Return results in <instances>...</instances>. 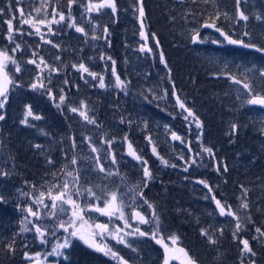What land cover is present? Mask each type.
I'll use <instances>...</instances> for the list:
<instances>
[{
  "label": "bare ground",
  "instance_id": "6f19581e",
  "mask_svg": "<svg viewBox=\"0 0 264 264\" xmlns=\"http://www.w3.org/2000/svg\"><path fill=\"white\" fill-rule=\"evenodd\" d=\"M1 1L3 5V9L5 10L4 17H6L7 19L9 18L12 19V14L17 13L16 9L20 6L18 5L17 0H1ZM20 1H23V0H20ZM79 2L80 3L78 4L74 3L73 4L74 6L72 7V9L74 7H80L79 5L83 4V0H79ZM146 2H147L146 0H143V7L146 4ZM56 3H58V8L53 6L54 8H52V13H53V10L56 9L57 12L63 11L65 14V17H67L68 16L67 0H56ZM116 3H117V7L120 13H119V16L118 14L115 17H113L112 15V19L117 20L118 18H120L119 21H117V23H120V21H122L121 12L128 13L127 10L128 8H130V4H129V0H121V1L116 0ZM13 4H15L16 6ZM25 5H26V2L24 1L22 6H25ZM257 6H258L257 8L259 9L260 13H258V9H255V12H253L254 10L251 12L248 11L247 14H245L248 16V20L241 21L240 25L237 27L236 30H238L239 32H242L244 30L243 28L245 25H249V24L253 25L254 20L256 21L261 20L262 15L264 14V2L260 0ZM181 12H183V10ZM171 13L172 11L170 12L166 11L164 15L167 18L171 15ZM124 16H129V15H124ZM208 17L209 16L205 13H199V21L196 26L186 25V28H185L186 32L191 34V36H193L196 31H199L200 41L196 43V52L201 51L203 53L204 51L203 45H206L209 50L218 51L222 49V44H223L222 41L227 42L224 36L221 35L222 31L218 32L216 31V28H213V27H203V25L205 24H210ZM106 22L107 21H105V23ZM108 23H115V22L111 21ZM136 28H137L138 34H140L142 29L140 28L139 25L136 26ZM259 28L261 29V32L264 36V16L260 22ZM53 29H54L53 33H55L54 34L55 37L57 35L59 37L61 36L62 42L69 41L68 48H69L70 53L68 55V58L65 59L61 57L60 60L65 66L69 65L70 67H72L73 58L74 56L79 54L78 51H82V53L84 54L85 44L81 42L74 44L73 37H70L71 30L67 28L65 25H62L60 27H55ZM22 31L24 33L23 35H20L18 33H16V35L13 34L14 42L12 43V45L14 46L16 44L20 45L21 51L23 52H20L18 55L22 57L25 55L32 56L33 52L42 51L40 50V48H43V47L46 48L49 45H50L49 47L52 48L55 45L54 44L55 40L54 38H52L53 34L50 37L51 39H49L52 41V43L51 44L46 43L44 46L41 44L40 36H38L37 39H33L31 38L32 35L30 36L27 34L28 32H32L30 31L29 28H26V30L23 29ZM68 31H70L69 34H68ZM7 35L8 33L5 34V36ZM110 35L108 37L109 39L115 36L112 34ZM146 36H147V40H145L140 35V39L136 43L137 48L135 49V52L138 54L137 56H135L136 62L142 58L141 56L143 53L142 51H140L141 45H145L146 47L147 46L154 47L155 53H154L153 61L155 64H157L154 66L156 70L161 69L163 72L162 74L163 78L161 74L157 73V79L159 80V82H160V79H162V81H165L167 79L168 81L166 82V84L171 85L172 79L165 78L163 67H161L164 65L160 61V50L158 51V49H162L163 45L161 46L160 44L156 43L157 38L153 35V33L150 34L151 38L148 36V34H146ZM128 40L130 39L128 38ZM131 42L132 41H130V43L126 44L125 46H122L119 44L117 47H113L111 45L109 46L108 42L106 43L104 39H101L98 42V44L104 43V45L108 47L111 52L115 51V53L112 55V59L115 60L116 62L115 71L116 73H119V72L121 73L122 69H120L119 66H121V68L123 67L124 74L123 75L119 74V76L121 78H126L127 89H126V93L122 92L120 89L114 86V83H111L109 84V88H105L103 90L97 89L96 90L97 93H95L94 92L95 87L93 86V83H92L93 95H92L91 101H89L88 103L91 106L90 118L95 117L96 122H97L95 125H93L92 128L93 130L101 129V130H108L110 132L108 136L103 137L101 140H99V142L93 145L94 146L97 145V147H99L97 150L101 148L103 150H106V152L111 151L115 153V151H113V149H116L114 146L118 142H120V140L122 141L125 135H127L128 141H131L132 144L134 142L141 143V145H135V147L136 149L142 150L141 156L148 162V167L150 171L152 172V179L148 181L149 184L147 185V187H143L141 185L137 187L136 190H138V192L141 190L143 191V198L148 201V204L153 205L155 210L162 208V211H161L162 217H163L162 222L167 224V221H168L167 231L159 229V233L163 235L164 238L165 236L166 237L169 236V234L167 233L168 231L170 233L175 232L176 234L179 235L180 239L182 237H186L187 239H190V240L193 239L192 237L195 236V234H197V236L202 235L201 230H207L209 233H213V230H214L213 225H215V221L211 213H214L215 211L213 210L214 205L212 203L213 199H211V196L215 195L216 199H219L221 203L224 205H228V203H238V199L240 198L245 199V197L243 196L244 189H247L246 200L249 204V207L246 210L249 212L248 216H250V213L251 215H253L254 213L253 221L256 223V225L253 230L256 231V228L264 229V199H263L264 169L255 171L254 173H252L253 175H251L250 177L248 175L245 176L246 172L248 171L240 172L239 176L235 177V172L237 171V169L232 170L228 168L227 172H230V174L227 176V178L231 177L232 182L229 184L230 186L227 189L225 182H227L228 179L218 178L217 174L216 175L214 174L216 172L215 169L209 167L207 168L206 175H209L210 177H214L215 181L217 180L216 186L211 187L212 188L211 193L208 191L207 188L201 189L199 188V186L195 184L191 185L189 182L184 184L181 181V177H182L181 174L179 177H175V181H172L173 172L175 170H178L177 172L181 173L182 165L178 166V164H175L176 167H171V166L165 167L163 165V167L158 169V171L154 170L158 166L157 164H155L154 162L155 160H153L154 156L151 154V149H150V146L154 143H149V141L147 142L146 141H136L135 140L136 137L135 136L132 137L130 135V127L128 126L129 125L128 121L129 120L131 121V118L129 115H127L128 114L127 111L132 109V106L134 107H137V106L131 103V100H129V104L126 105V108L123 105H120L124 101V93H125V95H129L131 99L135 96L140 101V103L142 104L145 103V105L149 107L147 111H151V110L153 111V109H155L157 105L160 103L158 102L159 99L162 98L160 97L158 99L153 100L150 96L146 94L145 91L140 90V91L133 92L130 90L131 84H135L136 81L132 80L129 76H126L125 72L127 73V71L125 67H126V64L130 62V60H132V58L134 57L129 58L128 54L124 51L130 46L133 47L131 45L132 44ZM149 44H152V45H149ZM227 45L229 46V44ZM234 45L235 47L232 46V49L226 48L224 53H226L228 57L232 59V62L240 59L241 62L237 61L235 62V64L241 69L234 70L232 67L231 69H225L223 67L224 65H218L216 63L217 67L212 70L211 76L207 77V79L204 80L206 84L203 87H201L200 90L197 88L191 89L193 92L190 89L188 90L191 92L190 98H189L190 104L197 102V100H201L205 98V96H208V94L211 96H214V95L219 96V97L223 96V98L228 97L232 100H234L235 97L239 99L238 95L241 94V91L243 90L242 85H237L233 83L231 79L228 78L229 75L235 76L237 79H240L241 81L248 83L250 87L254 86L255 88H258V83L261 80L260 73L262 71L264 72V51H257V53L251 52L250 55L247 54L244 57H241V56H238V53H236L237 45L236 44ZM240 48H241L240 50H243L242 48L244 47L240 45ZM258 48H264V42L259 43ZM75 50H76V53L73 56L72 53L73 51L75 52ZM42 52L45 55H50L51 53V51L49 52L47 50L42 51ZM253 57H255V59L248 62V60L252 59ZM82 62L90 69V71L92 72L94 71L92 69L93 68L92 65L88 64L85 59ZM110 70L112 71V64H110V66L108 67V70L102 69L104 73L103 77L105 80L108 78H114ZM84 75L85 76L83 79L77 78L76 76L74 77V79H72L71 77H68L66 79L65 77L66 75L64 73V79L62 81L63 83L62 88L64 89V93L66 94L67 99H66L65 105L61 106V108H57L54 101L49 96L46 97L47 104L39 106L41 108V113L39 115L41 119H37L38 121H34V123L36 125L38 124L41 125L42 123H44L46 125V129L44 130V133L39 135L37 133L32 134V132H29V131H27V133L20 131V138L17 139V136L13 135V131L11 130V128H4L3 126L1 127V132H3V134L0 137V171L8 173V175L0 176V188L2 189V190L0 189V195L6 199L8 198V196L9 197L11 196V198L15 200L11 202V204L13 205H16V203L19 202L18 203V205L20 206V207L18 206L19 211H20L19 218L14 219L15 221L12 220L13 222H17V221L22 222L24 217L27 215V213L22 210L24 209V206H25L24 204L26 203V200L24 196L21 195V191L33 193L34 189L30 188L29 187L30 185H35L38 191H40V189L42 188L48 189L49 184L51 183L54 184L55 181L58 180L59 178L66 177L67 176L66 173L68 171H72L73 175L77 176V174L81 172L79 171L81 166L84 168L83 170L85 174L86 163H85V160L83 159L84 157L82 156V152L84 149L78 145L75 147V149H73L72 147H69V142L70 141L72 142V138H74L75 134L82 129L81 127L86 124V121H84L83 118H81L78 114H74L68 111V106L80 107V102H77V101L70 105V103L74 101V91L77 90V86L81 87L83 86L84 82L93 81L92 78L89 77L87 74H84ZM99 75L100 74L98 73V76ZM158 75L160 76V78ZM65 80H67V84L64 83ZM32 83H33L32 81L28 83L29 86L26 90H24L22 85H20L19 83H16V82L12 83V88L7 93V99L9 98L12 92L18 91L21 93V96H22L19 99L21 100L19 104H24V103L35 104L33 99L30 97V95L32 94L36 98H40V97L45 96L44 95L45 92L43 91L42 93H40L41 90L43 89H39V88L36 90H33L30 87ZM70 87L72 88L71 91H69ZM66 91L71 93L72 96L68 97V94ZM54 94L58 99L59 96L57 94L59 93L54 92ZM166 94H167L166 96H170L168 97L169 99L174 98L172 91L169 90L166 92ZM258 94L263 95L261 93H258ZM145 97H147V99H145ZM102 101L105 102L106 106L100 105L99 109L97 110L96 104ZM190 104H187V107L190 108L191 107ZM236 104L237 105L235 107V110L237 111L228 112V114L232 116H235L237 114L238 118L244 121L246 127L252 126L255 124L258 125L260 123L261 126L264 128V108L263 107L255 106V105L254 106L248 105L247 103L241 104L240 102ZM241 106L243 108L245 107L244 111L242 110L243 108ZM53 110H56L57 114L54 117L53 116L49 117L50 118L49 124H47V119L43 116V114L49 111H53ZM121 112L127 115L124 118L125 120L124 123L120 122L122 118V116L120 115ZM1 114H3L4 117H6L7 115L4 113H1ZM98 115L104 116L105 119L97 120ZM11 119L12 117L10 116L9 120ZM13 120H14L13 122L17 121L15 119ZM67 120H69V122H72L69 124L70 126H72V129L69 131L65 129L66 128L65 121ZM4 121H6L5 118L4 120H1V122L3 123ZM228 122L229 123L224 128L225 131L223 132L225 139L229 138L232 135L233 133L232 125L233 124L237 125L235 118H231ZM153 133H154V130L152 129V133L150 135L148 134L151 137L152 141L154 138H156V137H153ZM244 133L246 136H248L249 135L248 133L250 132L246 133L245 131ZM24 134H27V135H24ZM54 137H58L59 142H57V148H60L58 152H55V156L59 159H65L66 158L65 154H66L67 158L65 160V163L67 164L65 167L56 168L57 165L54 167H51L52 171H48L49 172L48 173L45 168V164L42 163V161L40 160V157L43 155L44 156L50 155V154H46L47 150H50L49 148L54 149L55 146L51 144L52 141H48V140H51ZM111 138H115L116 142L112 143L111 149H109L106 141ZM15 139H16V142H15ZM171 143H174V142L171 141ZM35 145H40L41 147L36 148ZM73 156H75L76 161H77V164L75 166L71 164V159L73 158ZM104 157L106 158V156ZM164 159L168 160L165 156H164ZM168 161H169V164L172 165L170 160ZM96 165H97L96 161H94L89 167H87L88 169L90 167L95 168L94 173L91 171H86L87 174L90 173L96 177L97 175L95 174L97 171ZM238 167H241V166H238ZM238 167H235V168H238ZM241 168L245 170L244 167H241ZM220 169H221V173H227L224 171L223 167H220ZM136 170L142 172L140 167H137ZM45 173H48V174L45 175ZM190 175L192 176L193 181L194 179L198 180L197 171L192 172V170H190ZM40 180H43V181L40 182ZM83 180L84 179H82L81 177V183L83 182ZM140 182L144 184V180ZM194 182L196 183V181ZM53 184H51L50 187ZM171 184L172 186L174 185V187L169 188ZM175 185H180L181 187L186 189L185 191H183L182 197L177 195V192L174 191L176 189ZM133 189L135 188L133 187ZM168 199L170 200L172 199L178 205L171 206V207L162 205V203L163 202L165 203V201ZM148 204L138 206L137 210L141 211L143 215L151 219V217L149 216L151 213L147 211L148 209L151 210L148 207ZM37 208L39 207L37 206ZM37 208L36 209L33 208V210L35 211L37 210ZM144 208H148V209H144ZM39 210L43 212L41 208H39ZM4 211H6L5 207L3 205H0V215L1 213H4ZM86 214H87L86 219H89V212ZM29 219H34V218L29 217ZM36 222L39 223L38 221ZM131 222L133 223L134 226H137L136 222L134 221H131ZM218 223L220 224V219ZM114 224H117V222H114ZM251 224H252V216H250V224L248 226L241 227V229H243L241 233L245 234L247 232H250L251 231L250 227H252L253 225ZM220 225L226 231L222 232V234L219 233L216 239H218V244L220 246L227 247L229 246V243L231 244L232 239L228 240L229 242L228 243L227 239L224 240L223 237H221V235L226 233V236L230 237L228 233H231V230H235V227L233 228L231 225L227 226L224 224H220ZM111 226L112 225L110 224V227ZM138 226L140 228L145 229L146 226H152V224L150 223L148 225H138ZM32 227L33 226L30 224L29 228H32ZM28 232H34V231H28ZM146 238H149V237H141V239L143 240H145ZM165 242L169 244L170 248H174L175 246H178L180 248H183L184 250H187L191 259L195 261L196 263L200 264L199 261L194 259L191 251L185 245H182L177 242L176 245L173 246L166 238H165ZM104 243H106L109 247H111L113 251L116 250L115 243L113 242L111 238H108L107 240H105ZM150 245H151L150 249L153 251H158L161 254L162 256L161 258L163 260L164 251H162V249H160L155 244V241L152 239L150 240ZM116 252L118 251L116 250ZM118 253L120 256H123V253L121 251H119ZM107 259L110 261L111 264H118V262L113 260L110 256H108ZM124 259L126 258L124 257ZM126 260L130 264H138L136 262L132 263L129 259H126ZM139 264H142V263H139ZM174 264H178V263L174 262Z\"/></svg>",
  "mask_w": 264,
  "mask_h": 264
},
{
  "label": "rangeland",
  "instance_id": "374dc122",
  "mask_svg": "<svg viewBox=\"0 0 264 264\" xmlns=\"http://www.w3.org/2000/svg\"><path fill=\"white\" fill-rule=\"evenodd\" d=\"M26 2L25 6L23 5V2ZM248 3H245L246 5H251L252 9L250 10L255 12V9H258L257 7V3L256 1L252 2V0H247ZM93 3H98L100 2V0H92ZM80 3L79 0H76V4ZM83 4H86V0H83ZM129 4H130V8H128V13L126 12H121V18L122 21H120V23H122L121 26L118 27V30H116L113 35H115L114 37L118 36V34L123 35V37L125 38H129L130 41H132L131 45L133 47H128L124 52H126L128 54V57H134L132 58V60H130V62H128L126 64V76H129L132 80L136 81L135 84H131V91L136 92V91H145L146 94L148 96H150L153 100L155 99H159L158 102L165 104L169 101L170 96H166L167 94H165V92L162 90L161 88V83L159 82V80L157 79V73L161 74L162 78H163V72L161 69L156 70L154 64H146L147 61L151 62V60L153 61L154 58V53H155V48L152 46H147V48H151L152 51L148 52L147 50L143 51L142 53V58L139 59L136 62V57L138 54L135 52V49L137 48L136 43L139 41L140 39V34H138L137 32V28L135 26L134 21H139V14L136 11L135 8V0H129ZM19 8H22L24 11V18H31L33 20L34 23H36L37 27L41 28V33L44 34L45 36V40H49L51 39L50 37L52 36V33L48 32V28L45 25H40L38 23V21L40 19H45L46 24L48 21H50L52 19V8H54L53 6L58 8V3H56V0H23L20 1L18 3ZM74 5H72L73 7ZM0 8H3L2 5V1L0 0ZM118 8V7H117ZM37 9H39V11L37 12ZM56 10V9H55ZM72 16L75 17L76 20V24L78 26H81L85 29V32L88 33L87 36L81 34V33H77L74 31V29H70L71 30V34L70 37H73V42L74 44L77 43H83L85 44L84 46V54L82 53V51H78V55L74 56V54L76 53L73 51V65L76 64L78 65L80 62H82L84 59L86 60V62L90 65H92V69L94 70L93 72H96L97 74L99 73L100 75H103V71L102 69H106L108 70V67L111 64V61H108L106 59V57L111 56L115 53V51L111 52L110 49L108 47H106L104 45V43L102 44H98V42L101 39H91L90 37L92 35H96V36H101L102 35V29L104 28L105 25V21L107 22H115L117 23V21H119L120 18H118L117 20L112 19V15L110 14V10L108 9H104L101 11V13L98 15L95 12L92 13H88L85 12L84 9L82 7H74L72 10ZM29 13H31V17H29ZM119 9L118 12L115 14V16L118 14L119 16ZM258 13H260L259 9H258ZM247 14V13H246ZM5 15V11L3 15H0L1 19L4 18ZM124 15H129V16H124ZM68 17V16H67ZM66 17V20L64 22H61V24L57 25V24H52L51 28H52V32H53V28L55 27H60L62 25H66L68 23V19ZM89 18H91L92 22L95 23L97 25L95 32H93L92 30V24L89 22ZM58 19V16H57ZM20 21H21V17L19 15V13H16V18L13 20V28H19L20 27ZM5 28H7V24L5 21ZM26 28H29L30 31H32L34 34L31 36V38L33 39H37L38 36H40L39 34H35V30L33 28H31L28 24H24L22 30H26ZM8 29V28H7ZM70 33V31H68V34ZM14 35H16V32H13ZM111 34V31L108 30V37ZM0 37L2 38V40H6V46L3 47V49H0V51H7L8 54L10 56H12L15 61L16 64L19 66V72H16L14 70L15 66L11 63L8 62L7 64V69H8V73L12 76V78L15 80L16 83H19L20 85H22V87L24 88V90H26L28 88V83L29 81L32 82H36V77L38 76L40 69L36 67V65L27 63L28 60L33 59V56H20L18 55L20 52H23L21 50H18L16 52H12V49L15 47L14 45H12V43L14 42H9L6 39L5 36V31L4 29L0 28ZM111 37V35H110ZM52 38H54V44L55 45H59V47L53 46L52 48L48 47H43L40 48V50L42 51H51L50 55H45L42 51H38L37 56L35 57L37 59V63H39V57H43L44 61L46 62L47 66H51L52 68L58 69V72H52L50 79H51V83L49 84L48 82V74H49V69L48 67H46V65H41L40 68H43L44 71V83L46 85V87H50L52 89V92L54 94V92H58L59 94H57L58 96L60 95V89L62 88V81L64 79V72L63 70V66L64 64L61 62L60 60V56L62 53L63 49H67L66 46L68 45L67 42H62V37L60 36H52ZM108 40H111L108 38ZM106 43L107 41L104 40ZM41 44L45 46V42L41 41ZM152 45V44H149ZM204 46V51L203 53L207 54L208 57L211 58V61L209 62L210 64L213 65H224L223 67L225 69H231V67L234 70H239L241 68H239L235 62H241V60H235L234 62H232V59L228 57V55L226 53H224V51L226 50V48L232 49L231 45H227L222 47L221 50L218 51H213V50H209L207 48L206 45ZM75 47V45H74ZM257 53V52H256ZM103 55L105 56L104 60L100 59V56ZM57 57H59V59H57ZM151 58V59H150ZM113 60V59H112ZM152 63V62H151ZM217 63V64H216ZM246 63V62H245ZM234 65V66H233ZM71 73L70 74H66V79L68 77H71L72 79H74V77L76 76L77 78H81V72H78L75 68L71 67ZM110 72L112 73V71L110 70ZM113 74V73H112ZM116 74H124V73H116ZM85 76V75H84ZM121 78V77H120ZM82 79V78H81ZM114 79L115 78H108L105 80V84H106V88H109V84L114 83ZM122 80L126 81V78H121ZM94 81V80H93ZM92 82H84L83 86L78 87L77 86V90L74 91V101H72L70 103V105L72 103L77 102H81L83 101L86 105L87 108L85 109V111H87L89 117H90V111H91V106L89 105V101H91L92 99V95H93V91H92ZM261 81V80H260ZM83 82V81H82ZM252 88L254 89L252 95H256L258 93H260V87L258 86V88H255L254 86H252ZM263 88V87H262ZM101 90L98 86L95 87L94 92H96V90ZM151 89V91H149ZM103 90V89H102ZM45 92V96L40 97V98H36L35 96H33L32 94L30 95V97L33 99L35 104L32 103H24V104H19L21 100H19L22 96L20 92H12L11 95L9 96V98L7 99V103L4 104L3 109H0V114L4 113L7 114L5 117L4 123L1 122L0 120V137L2 136L3 132H1V127L3 126L4 128H11V130L13 131V135L17 136V139L20 138V131L22 132H32V134H42L44 133V130L46 129V125L44 123H42L41 125L38 124L36 125L34 123V121H38L37 119H34L35 116H39L41 113V108L39 107L40 105H44L47 104L46 101V97H48V94L46 93L45 90H41L40 93ZM126 93V92H125ZM124 93V101L120 104L123 105L126 108V105L129 104V100H131V103L135 104L137 107L132 106V109L128 110V114L131 118V121L134 122V126H136L138 129L142 128L143 131L145 132L146 130H149V128H152L154 130L153 133V137H156L153 139L152 143L155 144L156 146V150L157 153L159 154V156L163 157L164 156L170 160L171 164H178V166H181V173L177 172L178 170H175L173 172V179L172 181H175V177H179L180 174L182 175L181 177V181L186 184L187 182H189L191 185L195 184L197 186H199V188L201 189H205V186L202 184L197 183V181L199 180H204L209 186L214 187L217 184V180L215 181L214 177H210L209 175H206V171L207 168H213L216 171L215 165L217 162H220V164H222V160L216 156V153H214V157H210L207 153H202V149L204 147H208L205 145L204 143V138L202 139L200 136V142H197V136H198V132L200 130H198L194 123L192 122L191 119H189L188 121H185L183 118H181L178 122L177 117L171 116V117H165L162 116L157 110L156 108L153 109V111H147V109L149 108L147 105H145V103H140V101L134 96L132 99L129 95H125ZM239 97V102L241 104L246 103V100L249 98L245 91L242 90L241 94L238 95ZM12 102V103H10ZM171 104H173V102L171 101ZM237 105V104H236ZM27 106H31V111L33 113V116H27ZM39 107V108H38ZM242 107V106H241ZM38 108V109H36ZM243 108V107H242ZM238 109V108H237ZM126 112V113H127ZM177 112H181V110L178 108L177 106ZM186 113H184L183 115H185ZM12 117L11 120L10 116ZM182 115V116H183ZM27 118V123H22V121H24ZM82 118V117H81ZM17 120L16 122H13L14 120ZM191 124L192 127L189 129L188 125ZM41 126V127H40ZM93 124H88L86 122V124L84 126H82L81 130L78 131L74 138L76 140V146H80L82 147L84 150L82 152V156L84 157L83 159L85 160L86 163V170H85V179L83 180L82 183H79V187H81V189L85 188V187H90L93 188L94 191L97 192V194H99L100 189H104L105 191H114V190H118V196L119 195H124V211L126 213V215H128L130 217V213L133 207L138 208V206L140 205H144V203L137 199V201L135 203H132L131 201V193L129 192V189H133V187L135 188V192H138V190H136L137 187L139 186H143L144 184H142L140 181H143L144 178L142 176V172L136 170L137 167H140V163L136 160H134L131 156L127 155L128 149H127V143H124V146L119 148V149H113V151H115L116 154V164L113 165L111 164L110 160H108L107 158H105V153L106 150L103 149H99L97 150V152L99 153V157H100V164H103L105 171H111L114 173V175L111 176H106L105 173H101L96 171L95 174L96 177L90 173L87 174L86 171H91V172H95V168L94 167H90L89 169L87 167H89L94 161V156L95 154L92 153L90 151V146L87 142H85L84 138H90L92 145L97 143V139H96V130H93ZM172 131H175L178 135L182 136L185 141H190L191 142V149L192 152L191 154L194 155L196 152H201L202 155L200 157H197V164L194 165L193 167L189 168L188 172H184L183 171V167L184 165V161L179 159V156L181 154H183L184 159L188 160L190 153L187 150L185 145H182L179 141H177V143H171V138H170V133ZM142 132V131H140ZM27 135V134H24ZM48 141H52L51 144L54 145V149L49 148L50 150H47L46 154H50V155H43L40 157V160L45 161V163L47 164L48 167H54L56 166L57 168L59 167H65L67 163H65V160L67 158L66 154H65V159H59L55 156V152H58L60 150V148H57V142L58 141V137H54L51 140ZM16 142V139H15ZM16 144V143H15ZM133 148L136 150V152L141 155L142 154V150L141 149H136L135 145H141L140 142H134L133 144ZM69 147H71V141L69 142ZM97 147V145L95 146ZM99 147H97L96 149H98ZM150 149H152V145L150 146ZM65 150V148H64ZM89 150V151H88ZM151 154L154 156L153 160H155V164H157L158 166L154 169L157 170L160 169L161 167H163V165L159 162L158 158L156 155L153 154L152 150H151ZM48 160H51L52 163H48ZM241 166L246 168V164H243L242 162H238L236 164V167ZM97 168V165H96ZM141 168V167H140ZM190 170H192V172L197 171L198 172V180H195L196 183L193 181L192 176L190 175ZM137 171V172H135ZM48 172V171H47ZM49 173V172H48ZM48 173H45L48 174ZM115 173H119L118 175H116ZM215 175L217 174V177L220 179H225L227 178V176L230 174V172L227 173H221V169L219 172H215ZM190 175V176H189ZM171 176V174H170ZM48 177V176H46ZM73 177H75V175H73ZM73 177H69L70 180V190H72V184H73ZM134 177V179H133ZM45 178V176H44ZM136 178L137 181H136ZM66 179V177H65ZM227 182H225L226 188H229V184L232 182L231 177L227 178ZM43 180H40V182ZM58 180L55 181L54 184H58ZM53 184V183H51ZM49 184V187L50 185ZM53 184V185H54ZM60 184V183H59ZM149 183H147L148 185ZM127 185V187H126ZM174 187V185L172 186V184L169 186V188ZM175 192H177V195L181 196L183 195V191H185L186 189L181 187L180 185H175ZM1 189V188H0ZM2 190V189H1ZM40 191H44L45 192V203L50 204L51 202H49L48 198H47V188H42L40 189ZM201 191V190H200ZM38 190L35 189L33 190V194L34 195H38ZM53 194H55V191L53 192ZM1 196V195H0ZM26 203L24 204L25 206H27L28 204H30L32 201L28 198L25 197ZM74 199H76L77 197L73 196ZM14 199L11 198V196L6 199L4 198L3 201H0V205H3L5 208L9 209L10 203L13 201ZM240 200H242V198L238 199V203H228V205L232 206V210L235 211L237 213V215H239L241 217V227L243 226H248L250 224V219H245L246 216H248L249 212L245 209H242L239 207V204L241 203ZM15 201V200H14ZM84 201H85V197H80L78 202L81 203V206L84 205ZM19 203V202H18ZM18 203H16V205H14V219H18L19 218V205ZM59 204V202H57ZM213 205H214V213H211L213 215L214 221H215V225H213V233H209V235H211L213 237V239H215L217 242L216 244H211L208 242V239L206 236L204 235H200V238L197 236V234H195V236H193L192 240L187 239L186 237H182L181 239L179 238V235L176 234L175 232L170 233L169 231L167 232L169 234V236L171 235H175L177 236L179 239L177 240L178 243L185 245L192 253L193 257L195 260L199 261L200 264H229L231 263V259H234V254L235 256H239L242 257V255L244 253L241 252V249L243 247V245L241 244V240L246 239L245 236H243V233H241L243 231V229H241L238 232L237 237H233V232L235 230H231V233H228L230 235V237L226 236V233H224L223 235H221V237H223L224 240L227 239L228 240L232 239L231 244L229 243V246L227 247H222L218 244V239H216L219 235V233H221L219 231V229H223V227L220 224H224V225H231L233 228L235 227V221L233 220L232 217L230 216H220L219 215V211L218 208L215 205V201H212ZM19 206V207H18ZM24 206V208H25ZM37 206L39 208H41V210H43V212H41V214L43 215V213H45L46 211H48V209H44L43 207L39 206V205H34L33 208L36 209ZM101 206H103V204L101 203ZM227 206V205H225ZM144 209H148V208H144ZM148 212L151 213V210H147ZM156 215L159 217L160 220V226L159 229L161 230H165L167 231V224L162 222L163 221V217H162V208L160 209H156ZM86 213H84V220L88 221V223H81V222H77V227H81L82 229V233L83 234H87L90 231L89 225H94L95 223H107L108 222V218L99 215L98 213H89V219H86ZM3 218V214L1 213ZM0 215V216H1ZM57 215L59 216L60 219H66V215L65 214H61V213H57ZM151 217V214L149 215ZM250 216L251 213H250ZM249 216V217H250ZM105 218V219H104ZM220 219V224L218 223ZM8 218L3 219L2 224H4L5 228H11L12 225H14L15 223L12 221V223L10 221H8ZM41 225H49L51 226V224L53 223V221L51 219H41L40 221H38ZM114 222H117V224H121L122 225V221H118V220H113L112 223L114 224ZM129 222H131V219H129ZM162 223V224H161ZM218 223V224H216ZM133 224V223H132ZM252 225V224H251ZM136 226L133 225V228H135ZM219 228V229H218ZM226 229V228H225ZM142 231L145 232H151L153 230L152 226H146L145 229L141 228ZM131 231V230H129ZM226 230L223 229V232H225ZM60 232H63L62 230ZM241 233V235H240ZM17 234H19L21 236V238H25V237H32V235H34V232H22L18 231ZM168 236V237H169ZM35 237L37 238L36 234ZM33 237V238H35ZM206 240H205V238ZM165 238L167 239V237L165 236ZM31 239V238H29ZM38 240V238H37ZM97 240L99 242V238L97 237ZM125 240L127 241L128 244L131 245V247H125L122 244H117L114 240L113 242L115 243V248L116 250L119 252L121 251L123 253V256L126 259H129L132 263H142V264H162V256L158 251H153L151 250V245H150V236L149 238H146L145 240L141 239V237L138 236H126ZM168 240V239H167ZM248 240V239H247ZM76 241L78 243H83L81 240H79L78 238H76ZM169 241V240H168ZM249 241V240H248ZM39 242V240H38ZM146 242V243H145ZM170 242V241H169ZM40 243V242H39ZM171 243V242H170ZM84 244V243H83ZM85 245V244H84ZM249 245H250V241H249ZM46 246V245H45ZM87 246V245H86ZM88 247V246H87ZM90 248V247H89ZM252 248V247H251ZM92 249V248H90ZM133 249H135V251H133ZM94 250V249H92ZM115 250V251H116ZM50 251V250H49ZM48 252V251H47ZM66 252V250H64V253ZM103 254V253H102ZM247 254V258L246 260H244V264H252L253 259L250 254ZM104 255V254H103ZM229 256V257H228ZM49 263H51L52 260H57V262L60 263L64 260L63 258H59V257H49L48 258ZM47 263V262H46ZM254 264H258L257 262L254 261Z\"/></svg>",
  "mask_w": 264,
  "mask_h": 264
},
{
  "label": "snow or ice",
  "instance_id": "6c2138e0",
  "mask_svg": "<svg viewBox=\"0 0 264 264\" xmlns=\"http://www.w3.org/2000/svg\"><path fill=\"white\" fill-rule=\"evenodd\" d=\"M241 0H235V3L237 6H239ZM247 2V0H245ZM17 3H19V0H17ZM76 3V0H67V8H68V23L65 25L69 29H74L75 32L81 33L85 36L88 35V33L85 32V29L81 26H78L76 24L75 17L71 15L72 5ZM11 6V5H10ZM84 9L85 12L92 13L95 12L98 15L101 13L102 10L108 9L110 10V14L115 17V14L118 12L117 3L116 0H100L98 3H93L92 0H86V4L79 5ZM135 8L136 11L139 14L140 20V27L143 29L144 23H143V17H144V10H143V0H135ZM4 9L0 8V15L4 14ZM39 9H37V12ZM16 12L19 13L21 17L20 21V27L14 29L13 28V20L16 18V13L12 14V19H9L6 21L7 28H8V35L6 36V39L9 42H13V32H16L20 35H23V25L28 24L31 28L35 30V34L40 35L41 41L45 43L51 44V40H45L44 34L41 33V28L36 26V23L33 22L31 18H24V11L22 8H17ZM29 17H31V13L28 14ZM239 20H248V16L244 14V11H239ZM58 16V19H57ZM218 18V17H217ZM66 20L65 14L63 11L57 12L55 9L53 10L52 19L47 22L45 19H40L38 23L40 25H45L48 28V32L52 33L53 35L55 33L52 32L51 25L52 24H61V22H64ZM89 22L92 24V30L95 32L97 25L92 22L91 18H89ZM203 27H215L214 24H205ZM216 31L220 32L221 30L219 28L216 29ZM28 35H33V32H28ZM141 37H143L145 40H147L146 34L141 31L140 33ZM154 35V34H153ZM221 35L224 36L225 40H227L230 44H243V40H234L231 39L230 36H228L226 33L221 32ZM249 33L245 32L244 36H248ZM91 39H104L108 42L110 46V40H108V28L104 27L102 29V35L96 36L92 35L90 37ZM193 43H197L200 41V34L199 31H196L195 34L191 37ZM156 43L158 44L159 41L157 40ZM56 47H59V45H54ZM245 47H255V45H244ZM18 50H21V47L19 44H16L15 47L12 49V52H16ZM151 52V48H147L145 45H141L140 51ZM257 51H264V48H257ZM33 59H30L27 61V63L36 65L37 68L40 69V72L38 76L36 77V82H33L30 87L33 90L36 89H43L46 91L48 96L54 101L57 108H61V106L65 105L66 102V94L64 93V89H60V95L57 99L55 94H53L52 89L50 87H46L44 83V69L40 68L41 65H46V62L44 61L43 57H39V63H37V59L35 58L37 56L36 52L32 53ZM59 59V57H57ZM101 60L105 59V56H100ZM108 61H111L112 64V73L114 76V86L118 89H120L122 92H126L127 89V82L125 80H122L118 74H116L115 71V60H112L111 56L106 57ZM160 61L167 67L166 61L164 60L163 52H160ZM8 62H11L15 68L14 70L16 72H19V66L16 64L15 59L8 54L7 51H0V109H3L4 104L7 103V92L8 88L7 85L12 84V81L8 78V73L5 71V68L7 67ZM49 69L48 74V82L51 83V73L52 72H58V69L52 68L51 66H47ZM73 68H75L78 72H81V78H84V74H87L89 77L92 78V80L97 81V86L100 89H105L107 86L105 84V79L103 75H99L96 72L90 71V69L83 63L80 62L78 65L74 64L72 65ZM170 72V69L168 70ZM260 76L264 78V72L260 73ZM231 79V81L237 85H242V89L245 91L246 95L249 97L246 100V103L248 105H259L261 107H264V95H252L254 89L250 87V85L246 82L241 81L240 79H237L235 76L229 75L228 77ZM87 82V81H86ZM65 84H67V80L64 81ZM173 87V96L176 102V105L178 108L182 111V113H186L182 116V118L185 121H188L189 119L192 120L195 127L198 130H202V122L199 120V118L196 116V114L192 111L191 108L187 107L185 102L181 100L180 96L175 93V85H172ZM151 91V89L149 90ZM166 94V92H165ZM239 98V97H238ZM147 99V97H145ZM87 108V105L81 101L80 107L75 106H68V111L74 114H78L80 117L83 118L84 121H86L88 124L95 125L96 119L95 117H89L87 111L84 109ZM27 116H33V113L31 111V106H27ZM4 115L0 114V120H4ZM34 119H41L40 116H35ZM121 123H124L125 120L122 117ZM22 123H27V118L22 121ZM129 124L132 123V121H128ZM189 129L192 127L191 124L188 125ZM237 126L235 124L232 125V130L235 132ZM202 135V131L198 132L197 136V142H200V136ZM170 138L172 141H179L182 145H185L187 150L190 153L189 159L185 160L183 154L179 156V159L184 161V167L183 171L188 172L189 168L193 167L197 164V157H200L202 153H207L210 157H214V152L211 147H204L201 152H196L194 155L191 154V142L185 141V139L178 135L175 131H172L170 133ZM149 143H152L151 137H147ZM85 142H87L90 146V151L95 154L94 159L97 164L96 170L101 173H105L106 176L114 175L113 172L105 171V168L103 164H100V157L99 153L97 152V149L94 145H92L90 138H84ZM104 142V141H102ZM116 142L115 138H111L106 141L108 144V148L111 149L112 143ZM127 143V155L131 156L134 160L138 161L140 163L142 176L144 178V187H147V183L149 180L152 179V172L150 171L148 167V162L145 160L141 155H139L136 150L133 148L132 142L128 141L127 135H125L122 139V143ZM36 148H40V145H35ZM71 147L75 149L76 147V140L75 138H72ZM152 152L154 155L157 156L159 162L164 165L165 167L171 166L176 167L175 164L170 165L169 161L164 159L163 157L159 156L156 150L155 144H152ZM105 156L108 160H110L111 164H116V154L114 152L108 151L105 153ZM48 163H52L51 160H48ZM71 164L75 166L77 164L75 156L71 159ZM223 167L224 171L227 172L228 168L226 164L221 165L220 162H217L215 165L216 171H220V167ZM118 175L119 173H115ZM8 173H5L3 171H0V176H6ZM68 177H73L72 171H68L66 173ZM27 183V182H25ZM197 183L202 184L205 186V188L208 189V191L211 193L212 188L209 186L204 180H199ZM32 189H36L35 185L29 186ZM243 187V186H241ZM55 191V194L53 192ZM129 192L131 193V201L132 203H135L137 199L141 200L144 204H148V201L143 198V191L135 192L134 189H129ZM246 194L247 189H244L243 196L245 199L241 200V203L239 205L242 209H248L249 204L246 200ZM21 195L28 197L32 202L25 206L23 211L27 213V215L22 220L23 227L20 229L21 232H28V231H34L36 234L39 242L41 245H48L49 239L53 238L51 250L46 253H40L37 252L33 255H29V253L25 252L24 256L25 259L33 261V264H46L49 257H59L67 260V256L64 253L65 249H68L71 247L72 240L74 238H78L81 240L85 245L88 247L94 249L97 252L103 253L105 256H110L113 260L117 261L118 264H128V261L124 259L123 256H120L118 252L113 251L111 247H109L106 243H104L105 240L108 238H111L114 240L117 244H122L125 247H131L130 244L127 243L125 240L126 236H138V237H149L155 241L156 244L161 245L165 252V258L163 260V264H170V261L175 257L172 253L174 251H179L184 255L186 258L183 264H195V261H193L190 257H188V253L183 249H174L170 248L169 244L165 242V238L163 235L159 233V226H160V220L159 217L156 215V211L153 205L148 204V207L152 210L151 211V219L149 217H146L141 213V211L137 210L136 207H133L130 213V217L126 215L124 208V195L118 196V190L114 191H105L104 189H100L99 194H97L96 191L93 190V188L85 187L81 189L79 187V175L73 177V184H72V190H70V185L67 180L63 182V184H54L51 187L47 189V198L50 200V204L45 203V192L39 191L38 195H34L32 192H23L21 191ZM73 196L77 197L76 199L73 198ZM80 197H85L84 205L81 206V203L78 202ZM4 197L0 196V201H3ZM211 199L215 201V205L218 208L219 215L220 216H230L235 221V231L233 232V237H237L238 232L241 230V217L237 215L235 211L232 210L231 205L225 206L221 203L219 199H216L215 195L211 196ZM59 202V204L57 203ZM101 203L103 206H101ZM34 205H39L43 207L44 209H48L43 215L41 214V211L39 208L37 210H33ZM65 214L66 219H60L57 213ZM98 213L101 216L107 217L108 222L107 223H95L94 225H89L90 231L85 235L82 233L81 227H77V222L87 223V221L84 220V213ZM29 217H32L34 219H29ZM41 219H51L53 223L51 226L49 225H41L40 223H37L36 221H40ZM122 221L121 224H113V220ZM129 219L131 221L136 222L137 226L133 228V224L129 222ZM245 219H250L249 216H246ZM152 224L153 230L151 232H145L142 231L141 228L138 225H148ZM32 225V228H29L28 225ZM110 224L112 225L110 227ZM63 231L65 233L64 236H58V232ZM131 230V231H129ZM219 231L223 232V229H219ZM256 232L260 234L261 237H264V232L261 231L260 228H256ZM201 234L206 236L208 239V242L211 244H216V240L213 239L211 235H209L207 230H201ZM97 237H99V242L97 240ZM167 239L171 242L173 246L176 245L177 240L179 239L174 234L167 237ZM243 245L241 252L242 253H248L251 256H255V252L252 250V248L249 245V241L247 239H243L240 241ZM26 246V245H25ZM7 248L10 252H14L15 248L13 244L7 245ZM135 251V249H133ZM240 264H244V257H241ZM254 264V261L252 262Z\"/></svg>",
  "mask_w": 264,
  "mask_h": 264
},
{
  "label": "trees",
  "instance_id": "16d2710c",
  "mask_svg": "<svg viewBox=\"0 0 264 264\" xmlns=\"http://www.w3.org/2000/svg\"><path fill=\"white\" fill-rule=\"evenodd\" d=\"M121 1V0H118ZM146 4L143 7L144 17L143 23L144 31L151 38L150 34L154 36L159 41L158 44L163 45L160 52H163L164 60L166 61L167 67H163L165 78H171L172 84H166L168 81H162L160 79L161 88L164 91H172V85H175V93L178 94L187 106L190 104V91L189 89H199L203 87L206 82L204 80L207 77L211 76V72L216 65L210 64L211 58L203 54L201 51L196 52V43L192 42L191 34L186 32V25L196 26L199 21V13H205L209 17L210 24H214L215 27L219 28L223 33H226L231 39L234 40H243V44H236V53L238 56L244 57L245 55H250L257 52L258 44L264 42V36L259 28L260 21H253V25H245L244 30L239 32L237 27L240 25L241 21L239 20V11H244L246 14L252 9L251 5H246L245 0H241L239 6L236 5L235 0H146ZM256 1L258 4L260 0ZM264 2V0H261ZM245 2V3H244ZM15 5V4H13ZM16 6V5H15ZM211 8V9H210ZM183 10V12H181ZM172 11L171 15L166 18L164 15L165 12ZM218 17V18H217ZM11 19V18H9ZM6 17H0V28L4 29L5 34L8 33V29L5 28V21L9 20ZM140 20L134 21L136 26H140ZM122 23H108L106 22L104 27H107L111 34L118 30V27ZM236 26V28H235ZM141 28V27H140ZM249 33L248 36H244V33ZM222 47L227 46V44L234 46L228 42L222 41ZM6 40H2L0 37V49L6 46ZM69 43V41H67ZM130 43L128 38L123 37V35L118 34V36L111 38L110 45L117 47L119 44L125 46ZM240 45L244 48L240 50ZM244 45H255V47H245ZM63 49L60 58H68L69 48ZM256 57V56H255ZM248 60L252 61L255 59ZM146 64H154V61H147ZM63 72L70 74L71 67L69 65L63 66ZM122 69L121 73H124L123 67L119 66ZM170 69V72L168 71ZM263 72V71H262ZM126 74V72H125ZM159 76V75H158ZM160 78V76H159ZM129 81V80H128ZM31 82V81H29ZM93 86L97 87V81H93ZM258 86L260 87V93L264 95V78L261 77ZM263 87V88H262ZM72 88H69L71 91ZM192 91V90H191ZM67 92V91H66ZM129 92V91H127ZM193 92V91H192ZM68 97H71L72 94L67 92ZM171 101L173 104H171ZM239 102V99L235 97L234 100L230 98H223V96H205L201 100H197L195 103H191V109L202 122V135L201 138H204L205 145H208L213 149V152L216 153V156L222 160V164H226L227 168L236 170L235 177L239 176L240 172H246L245 176L253 175L255 171L264 169V128L259 123L258 125L245 126L244 121L240 120L237 116H232L228 112H236L235 110L236 103ZM97 110L100 105H105V102H98ZM156 110L165 117H177V120L182 118L184 113L177 112V105L174 98H170L169 101L165 104L159 103L156 107ZM245 110V107L242 109ZM57 114L56 110L49 111L44 113L43 116L47 119V124H49V117H54ZM123 118L127 115L121 112L120 114ZM231 118H235L237 122V128L235 132L229 138H224L223 132L225 127L228 125V121ZM105 119L104 116L98 115L97 120ZM69 120L65 121V129L67 131L72 129V126L69 124ZM100 124V123H99ZM134 122L129 124L130 135L136 137V141H148L146 138L152 133V128L149 130L143 131L142 128H137L134 126ZM99 126V125H98ZM142 131V132H140ZM249 135L246 136L245 132ZM110 134L108 130H96V139L97 142L103 137H106ZM149 134V135H148ZM219 140V141H217ZM217 142V143H216ZM124 146V142L120 140L114 147L119 149ZM246 164L245 170L241 167L235 168L238 162ZM222 167V166H221ZM137 172V171H135ZM138 173V172H137ZM134 178V177H133ZM138 178H136L137 181ZM264 183V182H263ZM264 199V196H263ZM162 203V202H161ZM159 205V204H158ZM162 205L165 206H176L178 205L172 199H168L163 202ZM160 206V205H159ZM14 205L10 203L9 209L5 208L3 218L0 216V264H33V261L25 259L24 253L27 252L29 255H33L37 252L46 253L51 250L52 240L49 239L48 245H41L35 234L32 237L21 238L18 231L23 227V223L20 221L14 222L15 224L12 227L5 228L4 224L1 222L3 219L8 218V221L12 223L14 220ZM13 214V215H12ZM254 213L252 215V227H250V232L243 233L246 239L250 241V247L255 252V256L252 257L253 261L258 264H264V237H261L259 233L254 231L256 223L253 221ZM7 221V222H8ZM15 221V220H14ZM13 224V223H12ZM30 226V225H29ZM264 232V229H261ZM22 234V232H21ZM23 235V234H22ZM58 236H64L65 233L58 232ZM24 236V235H23ZM35 237V238H33ZM200 238V236L198 235ZM31 238V239H29ZM201 239V238H200ZM13 244L15 251L10 252L7 248V245ZM26 245V246H25ZM65 255L67 260H63L61 263L57 260H52L49 263V260L46 264H111L107 259L108 256L103 255L100 252L90 249L83 243H78L76 238L72 240L71 247L65 249ZM244 260L247 258V254L242 255ZM229 257V256H228ZM241 257L235 256L231 260V264H240ZM213 264V263H212Z\"/></svg>",
  "mask_w": 264,
  "mask_h": 264
},
{
  "label": "water",
  "instance_id": "95a60500",
  "mask_svg": "<svg viewBox=\"0 0 264 264\" xmlns=\"http://www.w3.org/2000/svg\"><path fill=\"white\" fill-rule=\"evenodd\" d=\"M5 71L7 72V70H6V68H5ZM8 73V72H7ZM8 78L12 81V79H11V77L9 76V74H8ZM12 83H13V81H12ZM7 88H8V92L10 91V89L12 88V84H9V85H7ZM7 92V93H8ZM255 106H259V105H255ZM264 108V107H263ZM172 142H174V141H172ZM176 142V141H175ZM156 244V243H155ZM160 249H162V251H164V249H163V247L161 246V245H158V244H156ZM180 247H178V246H175L174 247V249H179ZM186 252H187V250H185ZM188 253V252H187ZM175 257H178V258H174V259H172L171 261H170V264H174V262H176V263H178V264H183V262L185 261V257H184V255L182 254V253H180L179 251H174L173 253H172ZM188 257H190V255H189V253H188ZM164 258H165V252H164ZM191 258V257H190ZM164 260V259H163ZM162 260V261H163ZM128 264H130L129 262H128ZM162 264H163V262H162ZM195 264H199V263H196L195 262Z\"/></svg>",
  "mask_w": 264,
  "mask_h": 264
},
{
  "label": "flooded vegetation",
  "instance_id": "af4514ba",
  "mask_svg": "<svg viewBox=\"0 0 264 264\" xmlns=\"http://www.w3.org/2000/svg\"><path fill=\"white\" fill-rule=\"evenodd\" d=\"M42 161V160H41ZM42 163L43 164H45V168H46V170L47 171H52L51 170V167H48L47 166V164L45 163V161H42ZM57 168V167H56ZM55 168V169H56ZM84 168L81 166V168H80V170L79 171H81V172H79L78 174H79V183H81V177H82V179H85V176H86V174H84V170H83ZM65 180H67L68 182H69V185H70V180H69V177L68 176H66V179H65V177H62V178H59L58 179V184L60 183V184H63V182L65 181ZM105 219V218H104Z\"/></svg>",
  "mask_w": 264,
  "mask_h": 264
}]
</instances>
